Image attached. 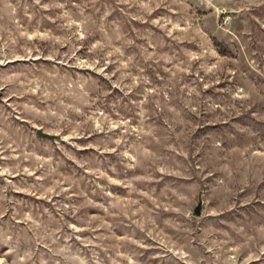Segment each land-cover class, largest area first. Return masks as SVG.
Instances as JSON below:
<instances>
[{
	"label": "rangeland",
	"instance_id": "rangeland-1",
	"mask_svg": "<svg viewBox=\"0 0 264 264\" xmlns=\"http://www.w3.org/2000/svg\"><path fill=\"white\" fill-rule=\"evenodd\" d=\"M0 264H264V0H0Z\"/></svg>",
	"mask_w": 264,
	"mask_h": 264
},
{
	"label": "water",
	"instance_id": "water-1",
	"mask_svg": "<svg viewBox=\"0 0 264 264\" xmlns=\"http://www.w3.org/2000/svg\"><path fill=\"white\" fill-rule=\"evenodd\" d=\"M36 134H38L39 137H47V138H49V139L51 138L53 140H54L55 137H58V135L51 134V132L50 133L45 132V131L42 130V128H39V127L36 129ZM193 211L197 215L202 213V211H201V202L200 201L196 204V206L194 207Z\"/></svg>",
	"mask_w": 264,
	"mask_h": 264
}]
</instances>
